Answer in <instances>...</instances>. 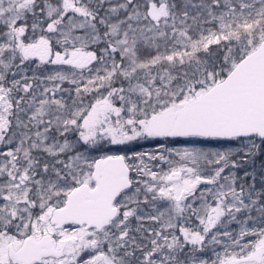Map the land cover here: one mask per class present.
<instances>
[{"label":"snow or ice","instance_id":"1","mask_svg":"<svg viewBox=\"0 0 264 264\" xmlns=\"http://www.w3.org/2000/svg\"><path fill=\"white\" fill-rule=\"evenodd\" d=\"M0 264H264V0H0Z\"/></svg>","mask_w":264,"mask_h":264}]
</instances>
